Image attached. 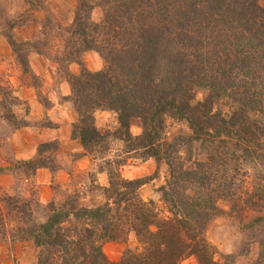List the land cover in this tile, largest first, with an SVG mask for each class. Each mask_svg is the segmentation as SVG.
Wrapping results in <instances>:
<instances>
[{
    "label": "trees",
    "instance_id": "obj_1",
    "mask_svg": "<svg viewBox=\"0 0 264 264\" xmlns=\"http://www.w3.org/2000/svg\"><path fill=\"white\" fill-rule=\"evenodd\" d=\"M103 5L96 23L92 7L78 0L61 58H51L57 66L81 68L77 75L64 70L66 100L78 117L71 136L94 160L114 136L127 144L126 153L164 162L168 178L159 192L167 215L140 196L144 180L121 178L124 161L101 157L106 169L98 172L108 175L103 204L84 206L77 192L46 205L35 191L27 197L0 195V241L31 243L36 264H180L190 256L198 264H219L204 234L218 213L216 202L226 200L239 210L264 208V0H103ZM42 40L22 47L45 56L48 43ZM8 42L16 52L10 37ZM88 51L100 56L103 69L83 68L81 56ZM198 88L207 94L193 103ZM0 93L1 107L7 98L9 107L16 104L11 87L0 84ZM221 98L232 105L229 111L216 107ZM97 110L115 113L114 133L95 126ZM4 116L13 118L10 109ZM132 119L141 122L138 137L129 132ZM167 119L187 123L190 134L182 143L165 139ZM23 164L30 177L40 168L56 169L37 158ZM243 166L253 171L252 187ZM131 234L139 249L109 261L103 245L125 242ZM259 258L264 264V246Z\"/></svg>",
    "mask_w": 264,
    "mask_h": 264
},
{
    "label": "rangeland",
    "instance_id": "obj_2",
    "mask_svg": "<svg viewBox=\"0 0 264 264\" xmlns=\"http://www.w3.org/2000/svg\"><path fill=\"white\" fill-rule=\"evenodd\" d=\"M86 2L92 7L91 20L96 23L99 22L102 19L103 11L106 9L103 0H86ZM77 6L78 0H0V84L3 87H11L13 96L17 100L15 105L9 107L10 100L7 98L6 104H3L4 107L0 106V195L27 197L32 191H35L34 187L25 183L26 179L30 178L29 168L24 166L25 161H17L12 158L6 139L15 130L27 128L29 125L38 127L48 123L44 120L38 123H30L26 120L25 114L28 112V106L15 96L14 83L22 85L29 83L34 91L35 99L44 109L51 106L46 94L48 90L46 81L51 84L52 88H56L54 78L56 81L65 82V89L70 93V86L66 82L64 70L67 68L68 73L77 75L81 70L80 66L76 63L67 65L61 62L57 66L51 58L55 60L61 58V41L63 37L68 36L65 31L71 27ZM8 37L16 44L15 51L17 53L10 47ZM41 39L46 44L48 43L47 48L43 51L47 56L27 53L30 51L29 47H22L24 43L41 41ZM33 55L41 56L48 61L44 60L45 66H38L39 71L47 73L46 76L34 74L30 70L28 57ZM18 56L21 57L24 66L22 63L20 64ZM81 63L84 69L93 73L104 67L103 60L93 51L83 53ZM60 70L62 71L60 72ZM58 90L61 92L62 88H58ZM206 94L205 89L198 88L195 91L193 103L202 101ZM2 100H5V97L0 93V101ZM68 102L72 105L70 101ZM231 106L225 98H221L216 104V107L224 112L229 111ZM8 109L13 115L12 119H7L4 116ZM77 119L76 114V121ZM94 121L95 126L101 132L114 133L118 128L116 115L111 111H95ZM129 132L132 137H138L141 134L139 119L130 121ZM189 134L190 130L186 122L173 119L166 120L163 134L165 139L173 140L179 144L182 143L181 138ZM107 144L108 148L103 155H96L99 160L92 159L83 150L84 155L93 161L96 170L105 168V163L101 157H104V161L108 159L124 161L120 170L121 178L144 180L145 184L139 189L140 196L144 200L152 201L162 215H167L164 213L165 207L159 192L160 187L165 184L168 178V169L165 163H157L151 158L141 160L140 152L126 153L128 151L127 144L117 140L114 136L108 139ZM53 148L56 149L55 144H48L41 148V153L36 158L46 165L56 166ZM195 148H198V145L194 146ZM195 153L202 158L199 149ZM116 156L117 158H115ZM242 172H245L251 180L253 171L248 166H243ZM103 173L105 174L103 176L105 184L102 187L98 185V178L93 173L76 175L72 178L73 187L69 190L54 187L55 195L52 201L62 202L65 197L77 192L80 195V203L84 206L94 207L103 204L105 198L102 189L108 186V175L106 172ZM3 176L9 181H1ZM254 183L255 180L249 181L247 187L254 186ZM34 193L38 201L36 191ZM216 207L218 213L208 222L204 231L207 242L216 251L214 261L219 264H258L264 246V208L260 211L233 209L226 200H218ZM139 247L134 235L131 234L125 242L105 243L102 250L109 261L115 262L120 259L126 249H139ZM35 263L36 250L31 243L0 241V264ZM180 264L198 263L194 256H190L181 261Z\"/></svg>",
    "mask_w": 264,
    "mask_h": 264
},
{
    "label": "crops",
    "instance_id": "obj_3",
    "mask_svg": "<svg viewBox=\"0 0 264 264\" xmlns=\"http://www.w3.org/2000/svg\"><path fill=\"white\" fill-rule=\"evenodd\" d=\"M28 58L30 70L34 74L46 76L47 73L39 71L38 66L44 65V62L48 61L38 55ZM54 82L56 88H52L51 84L46 81L48 88L46 94L51 105L48 109H44L37 102L29 83L25 85L14 83L15 96L28 106V112L25 114L26 120L30 123L44 120L48 124L38 127L29 125L27 128L13 131L6 139L12 158L25 162L34 160L42 145H56V150L53 153L56 169L53 171L46 168L37 169L34 175L26 179L25 182L34 187L41 205H46L54 199V187L63 190L72 188V178L76 175L93 173L98 178L100 187L105 184L103 181L105 174L96 170L93 161L84 155L80 142L71 136L72 125L76 122V113L73 106L64 100L70 94L65 89V82L56 81L55 78ZM58 88H62V91L59 92ZM1 181L9 180L3 176Z\"/></svg>",
    "mask_w": 264,
    "mask_h": 264
}]
</instances>
